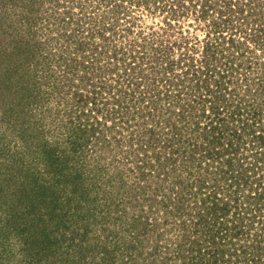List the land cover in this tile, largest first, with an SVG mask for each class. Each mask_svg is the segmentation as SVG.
<instances>
[{"label":"rangeland","instance_id":"374dc122","mask_svg":"<svg viewBox=\"0 0 264 264\" xmlns=\"http://www.w3.org/2000/svg\"><path fill=\"white\" fill-rule=\"evenodd\" d=\"M206 47L223 51L218 88L194 74ZM140 94L145 112L115 108ZM214 193V227L242 234L193 244ZM263 235L264 0H0V264H246Z\"/></svg>","mask_w":264,"mask_h":264},{"label":"trees","instance_id":"16d2710c","mask_svg":"<svg viewBox=\"0 0 264 264\" xmlns=\"http://www.w3.org/2000/svg\"><path fill=\"white\" fill-rule=\"evenodd\" d=\"M241 31H242V29H241ZM242 32L244 33V31H242ZM246 34L244 33L245 40H247L246 39ZM90 36L91 37L92 36L95 37V35H90ZM219 39H220V43L222 45L230 43L232 46L235 45V44H238L240 46L239 47L240 49H243L245 47L244 42H241V40H239V39H238V41H236L235 37H232V36H230L228 38H224V37L220 38L219 37ZM249 39H251V35L249 36ZM243 40H244V37H243ZM182 43L183 42H180L177 45L181 46ZM242 45L244 46L243 48H242ZM232 46H230V47H232ZM191 49L194 50V48H191ZM111 50L113 51V54H112V56H110V58L111 57H115L116 58V55L118 54V52H116V50L113 49V48ZM208 50H209V52H208ZM131 51H132V49H131ZM220 51L223 52L222 50H215V49L212 50V49H210V47H206L205 52H204L205 53L204 56L202 58H200V60H199V62H200L199 66L195 67L196 71H195L194 74L199 75V78H198V81H197V84H199V88L205 87V89H208V87H207V86H209L208 81L215 82V87L218 88L220 83H219L217 78L218 77L221 78V75H222V71L220 70V68H221L220 60L222 58L223 53H221ZM122 53H123L122 55H125V57H127V58L129 56L130 60L127 61L128 63L126 65V62H124L125 58L123 56H121V59H123L124 68L121 70V75L122 76L120 75V77H122L123 81H125L124 82L125 84L127 83L125 88L132 87V90H138L140 85L144 82V79H143L144 75L142 74V69L140 68L139 64L136 62L137 56L135 54L133 55L131 52H128L127 50L122 52ZM218 53H221V56L219 58H218V55H217ZM242 53L243 52H241V54ZM186 59H187V61L188 60L190 61L188 66L189 67L193 66V61L195 60V58H194V55L192 54L191 51L188 54H186ZM216 60H218L219 62L216 63L215 62ZM232 60H233V57L231 58V60H229V62L232 61ZM212 61H214V62H212ZM193 69H194V66H193ZM100 83L103 84V86H101V87H102V89L104 91L98 90V89L97 90H93V92H92L93 96H91L92 94L89 95L90 97L88 96L89 99L91 101H93V102H97V101L98 102H100V101L104 102V101H107V99L103 95L107 94L108 97L110 95V86H108L109 84L105 85L103 82H100ZM142 87H144V85ZM142 94H144V93H142ZM138 96L139 97H137L135 101H134V99L131 100L132 101L131 105L128 104V106H126L125 108H122V102H121V100L119 98H115V99L113 98V100L116 103L115 104V108H117V111L118 110L121 111V109H122L123 110L122 112H140V113L141 112H145V109H143V106L140 105V102L145 100V95H141L140 94ZM156 96H158V95H156ZM150 97H151V100H150V103H149L150 108H148V111L149 112H156L159 109L158 106H157V101L155 100L154 96H150ZM197 99L198 98H196V100ZM200 100H201V103H203L204 100L200 98L198 101H200ZM193 101H195V97H194ZM86 102L88 103L90 101L86 100ZM212 110H214V112H215V115H213V117L214 116L218 117L219 116L218 107H216V108L213 107ZM133 116H136V115L133 114ZM220 119H222V118H220ZM220 119L218 118V120H220ZM212 120H213V118L209 120L211 122V125L207 127L208 132H206V133H208L210 135H207L206 137L210 136V140L209 139L208 140H209V142L211 144H213L214 141H217L216 143L221 145V143L223 141L218 136H219V133L221 134L223 130L218 131V127L219 126L217 125V122L216 123L214 122V124H213ZM154 130H156V128H154L152 130H149V133H151L152 137H154L153 136L154 135V132H153ZM86 133L87 132H85V134ZM139 135H142V134L140 133ZM141 137L142 136H140V139H141ZM153 139L156 140L155 138H153ZM180 139H181V137L178 138V141ZM224 143H225V147L229 148L228 150L227 149L225 150L226 153H228V152H231V153L235 152L236 153L237 150H239V148H240V147L236 148V146H233V143H232V141L230 139H227L226 142H224ZM132 145H134V144H132ZM178 183H180V182H178ZM218 197L219 196H217V194L214 193L212 197L210 196V198L212 199L210 204L206 203L207 200L204 199L203 203L201 205H199V207H197L196 211L195 212H191L192 214H190V215L192 217L190 216L189 219L191 220V218H192L193 221L192 220L191 221L193 222V225H194V227H193L194 229L192 231V234L194 235V238H192L193 239L192 240L193 244H198L199 241L201 242V236L204 237V240L208 241V243H209V241L214 242L217 239V235H219V234L224 235L225 237L229 238L230 240H235L236 237L239 238V236L242 234L240 230H237L238 227L236 225L228 228L226 223H222V224L220 223L221 224V225L219 224L220 227H218V228L214 227L215 224L219 223L218 219L221 220L222 215L228 214V212H227V207L228 206L226 205V203L228 201L225 200L226 202L222 203V201H223L222 199L223 198H218ZM229 198H230V196H229ZM221 203L223 205H221ZM178 209L180 210L179 211L180 212L179 215L183 216V214H185V213H181V211H182L181 206H178ZM185 220H186V218H184V221ZM223 230L224 231L226 230L227 233H225ZM183 236L184 237H188L187 233H185ZM261 241L255 243V247H257V248L254 249V251L251 254L247 255L248 258H245L243 256L242 259H247L246 260V264H264V256L262 257V254H264V235H263ZM260 243H263V245L261 246ZM223 251L224 250H222V252ZM239 252L245 253V251H243L242 249ZM233 253H235V251ZM245 254H247V252ZM212 257L214 258V256H212ZM216 260L217 259H215V262H216ZM213 264H214V261H213Z\"/></svg>","mask_w":264,"mask_h":264}]
</instances>
